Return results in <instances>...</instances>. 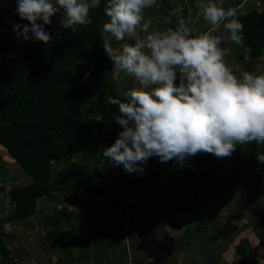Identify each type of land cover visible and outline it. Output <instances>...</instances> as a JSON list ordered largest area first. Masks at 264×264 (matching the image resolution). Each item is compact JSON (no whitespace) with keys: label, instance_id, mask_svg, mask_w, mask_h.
<instances>
[{"label":"rangeland","instance_id":"1","mask_svg":"<svg viewBox=\"0 0 264 264\" xmlns=\"http://www.w3.org/2000/svg\"><path fill=\"white\" fill-rule=\"evenodd\" d=\"M10 1H0V7L6 6ZM203 2L206 0H185L184 4L178 3L177 0H157L155 7L145 11V22L153 28L166 30L168 25L173 27L183 20L195 32L211 31V26L199 15V5ZM224 7H234L239 14L252 9L264 10V0H224ZM175 8H182L183 12L178 17H173L172 23L169 24L166 17L169 11ZM10 22L15 23L7 20L3 30L14 35ZM20 23L26 24L27 21ZM56 24L58 16L52 17V23L46 26L53 27ZM212 34L221 40L220 48L224 51L225 63L234 74L239 76L241 71L264 74V57L252 60L251 63L245 50L242 58L237 60L235 44L228 40L229 33L221 27ZM113 46L119 47V44L115 42ZM114 78L118 94L138 86L133 78L116 69ZM97 111L102 113L106 132L112 139L111 145L117 133L122 130L112 116L113 113L119 114L118 107L108 104L106 100L84 103L81 106L83 115H95ZM247 147L248 145L237 146L231 157L220 158L215 162V171L202 172L198 177L193 176L195 174L190 167L179 168L172 161L160 163L151 158L143 175H129L122 167L111 166L109 160V168L104 171L102 150L93 154L76 151L71 157L86 160L89 175L85 182L89 183L90 187H93L96 181L92 175L109 171L105 183L107 190L111 192L110 197L82 194L89 206L97 207L100 219L89 215L85 207L76 203L79 196L70 203L67 192L58 190L55 198L39 200L36 211L38 216L44 218L50 214L52 208L65 204L75 215L81 217V222H75L72 226L75 235L65 233V229L69 227L67 225L59 228L63 234L62 238H56L53 246L42 252V244L47 245L48 239L45 235L48 228L44 230L41 227L39 217L32 220V227L25 221L8 220L1 224L10 240L7 247L16 254V264H67L71 260H75L73 263L77 264V259L81 260L78 264H153L152 260L146 261L144 251L137 249L135 245L142 235L143 227L151 228L155 239L167 232L178 240L180 233H184L186 229L205 223L215 226H208L204 234L196 235L187 241L188 244V239L183 238L180 249L169 255L161 264H264V248L259 245L252 229L256 216L264 213V184L254 187L251 172L246 169L245 164L250 162V157L247 158L250 153ZM189 163L192 165L193 161L190 160ZM57 168L54 166V172ZM229 169L232 171L229 172ZM196 171L198 170L195 168L194 172ZM262 176L264 178V173ZM146 178L153 181L147 185L148 188L143 185ZM27 179L25 171L20 170L14 159L0 146V185L7 191L15 183L25 182ZM200 179L203 180L199 182ZM207 181H210L211 185ZM199 183L205 186L199 190V198L193 199L196 188L200 187ZM141 186L147 190L141 191ZM128 192L133 195L129 196ZM3 194L2 192L1 195ZM5 197L1 204V218H4L11 208V205H7ZM180 205L184 207L181 208ZM235 211L238 212V217L232 216L225 222L226 216ZM72 220L76 221V218L73 217ZM223 228V233L217 235V231ZM96 229L100 231V238L95 236ZM243 237L249 242L248 249L237 252L235 245ZM81 239H85L87 244L80 248ZM250 258L253 260L249 262Z\"/></svg>","mask_w":264,"mask_h":264},{"label":"clouds","instance_id":"2","mask_svg":"<svg viewBox=\"0 0 264 264\" xmlns=\"http://www.w3.org/2000/svg\"><path fill=\"white\" fill-rule=\"evenodd\" d=\"M100 3L16 0L13 15L27 23L10 25L18 40L48 45L53 36L45 26L52 17L58 16L61 28L76 33L77 26L92 23L89 12ZM156 5L157 0L105 2L103 51L114 68L138 86L106 98L118 107L119 114L112 116L122 130L102 148V156L129 175H143L153 157L195 170L189 161L197 154L227 158L237 146L264 145V74H234L225 63L221 40L212 34L222 27L229 42L243 46L244 26L236 18V8L225 9L224 0H206L199 5V15L211 31L195 32L183 20L166 30L153 28L145 22V11ZM182 12V8L170 10L167 23ZM114 41L119 47L113 46ZM255 156L258 165L264 164V151Z\"/></svg>","mask_w":264,"mask_h":264},{"label":"trees","instance_id":"3","mask_svg":"<svg viewBox=\"0 0 264 264\" xmlns=\"http://www.w3.org/2000/svg\"><path fill=\"white\" fill-rule=\"evenodd\" d=\"M105 2L106 0H101L98 8L90 10L92 23L86 27L77 26L76 33L61 28L59 23L53 27L45 26L46 31L53 36L48 45L40 41L18 40L9 31H4L7 20L15 23H20L21 20L17 15H13L16 0L0 7V146L28 176L25 182L15 183L7 191L0 185V211L4 196L7 197V205H11L7 215L0 217V264H16V254L7 247L10 240L1 227L3 222L25 221L32 227V220L39 217L41 227L44 230L48 228L45 235L48 239L47 245L41 246L42 252H45L53 246L56 238H62L61 227L69 226L65 233L74 236L75 229L72 226L75 222H81V217L75 215L65 204L52 208L46 217H40L36 211L39 200L53 199L56 191L64 190L70 196V203L79 196L76 203L85 207L89 215L96 216L99 220L97 207L89 206L82 194L87 193L92 197L111 196L105 183L109 171L92 175L96 181L94 186L90 187V184L85 182L89 175L86 160L71 157L76 151L93 154L109 146L112 141L106 132L101 112L97 111L95 115L81 113L84 103L103 101L108 96L119 95L113 62L102 48V25L108 19L103 13ZM236 18L244 26V44L235 45L236 59L240 60L246 50L253 63L252 60L264 57V10L252 9L237 14ZM86 73L89 75L85 78ZM247 148L250 152L247 155L250 162H245L246 169L251 172L254 187H261L264 184V164L258 165L255 153L264 151V145H256L253 142ZM151 159L158 161L155 157ZM218 159L220 158L212 154H197L191 159L192 165L195 164L194 167L198 170H193V176L198 177L202 172L215 171L214 164ZM104 160V171H107L108 159ZM54 166L58 167L56 172L53 170ZM230 171L232 170L229 169ZM152 182L146 178L142 184L147 186ZM199 185L193 199L199 198V190L205 186L201 183ZM146 190L141 186V191ZM128 195L132 196L133 193L128 192ZM180 207L183 208L184 205ZM237 213L235 211L227 215L225 222L232 216L238 217ZM73 217L76 221L72 220ZM217 223L219 222H215ZM208 226L214 228L215 225H195L194 228L180 233L178 240L167 232L155 239L152 229L143 227L136 248L143 250L148 258L163 261L180 249L183 238L188 239L187 243L196 235L204 234ZM252 229L259 245L264 248V213L256 216ZM223 231L224 228L219 229L217 235ZM95 232V236L100 238L99 229ZM79 244L81 248L87 242L81 239ZM248 244V240L243 237L235 245V249L237 252H244L248 249ZM252 260L250 258L249 262ZM74 261L71 260L67 264H74ZM80 261L77 259V264Z\"/></svg>","mask_w":264,"mask_h":264},{"label":"water","instance_id":"4","mask_svg":"<svg viewBox=\"0 0 264 264\" xmlns=\"http://www.w3.org/2000/svg\"><path fill=\"white\" fill-rule=\"evenodd\" d=\"M179 2H181V1H183V0H178ZM169 28V27H168ZM153 264H160V261L159 260H157V259H155V260H153Z\"/></svg>","mask_w":264,"mask_h":264},{"label":"crops","instance_id":"5","mask_svg":"<svg viewBox=\"0 0 264 264\" xmlns=\"http://www.w3.org/2000/svg\"><path fill=\"white\" fill-rule=\"evenodd\" d=\"M205 31H206V30H205ZM156 183H158V182H156ZM156 183H155V184H156ZM155 184H154V185H155ZM128 252H129V251H128ZM148 260H150V259L147 258L146 261H148ZM146 261H145V262H146Z\"/></svg>","mask_w":264,"mask_h":264}]
</instances>
